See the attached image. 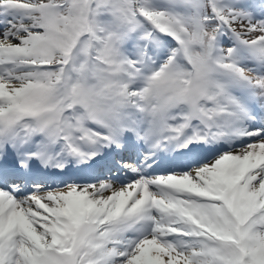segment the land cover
I'll return each mask as SVG.
<instances>
[{
  "label": "snow or ice",
  "instance_id": "1",
  "mask_svg": "<svg viewBox=\"0 0 264 264\" xmlns=\"http://www.w3.org/2000/svg\"><path fill=\"white\" fill-rule=\"evenodd\" d=\"M0 264H264V0H0Z\"/></svg>",
  "mask_w": 264,
  "mask_h": 264
}]
</instances>
